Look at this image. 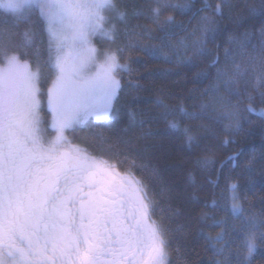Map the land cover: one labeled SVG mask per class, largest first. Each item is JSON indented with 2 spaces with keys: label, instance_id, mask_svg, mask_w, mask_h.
Here are the masks:
<instances>
[{
  "label": "snow or ice",
  "instance_id": "obj_1",
  "mask_svg": "<svg viewBox=\"0 0 264 264\" xmlns=\"http://www.w3.org/2000/svg\"><path fill=\"white\" fill-rule=\"evenodd\" d=\"M0 10V264H177L175 255L179 264H198L177 244L175 221L166 222L150 182L174 216L182 211L174 203L179 193L170 192L160 161L147 154L163 143L161 118L190 147L199 146L200 133L215 135L217 122L224 144L244 131V113L257 112V99L264 104V26L258 45L251 32L230 34L223 59L217 40L225 19L236 23L243 11L264 15V0H201L200 7L195 0H0ZM177 14H190L195 23ZM136 48L174 66L205 58L194 80L208 85L175 102L157 95L155 112L129 107L128 124L105 132L100 122L118 118L122 109L121 73L137 92L143 87L131 78ZM258 114L264 117V108ZM193 120L200 123L191 126ZM85 129L101 154L70 138ZM214 158L205 147L193 166L207 170ZM255 160L244 165L249 179ZM137 169L148 170V178ZM224 180L226 204L213 200L200 214V247L210 253L207 264H257L264 194L257 210L239 177ZM177 227L186 242L191 232L184 223Z\"/></svg>",
  "mask_w": 264,
  "mask_h": 264
},
{
  "label": "trees",
  "instance_id": "obj_2",
  "mask_svg": "<svg viewBox=\"0 0 264 264\" xmlns=\"http://www.w3.org/2000/svg\"><path fill=\"white\" fill-rule=\"evenodd\" d=\"M196 7L201 6V0H195ZM213 3L216 0H212ZM236 2V0H233ZM2 12V10H0ZM242 17L238 22L233 23L229 19H225L222 27V32L217 40L220 45L219 55L223 59V49L228 47L227 44L230 34H242L244 32L252 33L251 43L258 45L260 42V28L264 26V15L256 13L249 15L247 11L240 13ZM177 19H183L185 22L191 20L190 14L180 16L177 14ZM142 23L147 21L141 20ZM210 48L214 46L210 45ZM131 59L129 61L131 67L135 71L131 74V78L139 80L143 87L137 92L135 84H128L129 75L126 72L121 73L124 83V96L120 103L122 109L118 118L111 121L100 122L103 125L104 131L107 132L111 128H123L128 124V108L148 109L153 108L155 112V103L157 95L163 94L168 97L170 102H175L177 96H188L189 90L193 88L202 89L207 87L208 81L201 78L194 80L197 72L206 67V59L201 58L196 65L184 63L174 66L172 62L167 61L159 54H145L139 48L132 49L130 52ZM138 95L139 99L133 100L132 97ZM235 103V101H233ZM247 101L242 100L241 111L246 106ZM184 104L193 109V101L185 99ZM257 109L255 113H244L246 121L244 123V131L234 137H229V143L224 144L223 125L217 122L214 125L215 135L211 132L200 133L201 143L199 146H189L184 142L183 135L180 132L165 130V121L163 118L156 123L160 128V135L163 137L161 147L152 149L147 155L153 162L159 160L162 169V174L167 181V187L170 192L175 195L179 193L174 203L179 205L181 213L174 216L166 203V196L161 194L159 185L155 182H150V188L154 198L160 202L159 207L164 209V217L168 220L175 221L171 224L176 242L182 248L186 247L189 250V258H196L198 264H207V257L210 253H206L200 245L203 242V233L197 232V225L202 211L211 210L205 205H211L213 200L219 202L221 207L226 204L227 193L224 191V177L232 176L239 177V185L243 193H246L249 199L256 204L259 210L260 202L258 197L264 194V175H261L264 170V117L258 113L264 104L256 100L253 105ZM248 121H251L249 124ZM200 122L197 120L190 121L191 126H196ZM92 130L85 129L84 131L73 134L70 138L74 139L81 147L87 148L90 153L101 154L100 147L91 139ZM205 147L210 148L215 153L214 165L209 166L207 170H203L193 166V161ZM103 155L107 158L110 153L104 152ZM230 156L235 159H228ZM255 156L256 160L253 165L251 179L245 171L244 165L251 157ZM121 171L123 167L117 164ZM192 172L194 180L189 173ZM136 174L148 178V170L137 169ZM217 176L220 177L217 181ZM193 184L196 188L194 190ZM159 215V212L158 214ZM217 218H222L223 213L217 212ZM186 224L185 231L191 232V236L185 242L183 233L177 227V224ZM215 231H219L216 229ZM215 231L213 234H215ZM195 249V251H191ZM199 256H196V253ZM257 264H260L264 259V249H258L256 254ZM179 255H175L173 260L179 264Z\"/></svg>",
  "mask_w": 264,
  "mask_h": 264
},
{
  "label": "rangeland",
  "instance_id": "obj_3",
  "mask_svg": "<svg viewBox=\"0 0 264 264\" xmlns=\"http://www.w3.org/2000/svg\"><path fill=\"white\" fill-rule=\"evenodd\" d=\"M98 39V38H97ZM94 43H96V41H94ZM96 46L99 48V47H102V45H100L99 43H96Z\"/></svg>",
  "mask_w": 264,
  "mask_h": 264
}]
</instances>
